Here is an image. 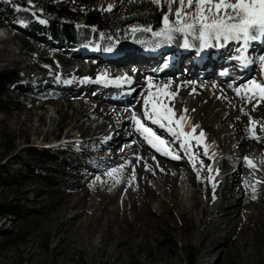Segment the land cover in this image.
<instances>
[{"label": "rangeland", "instance_id": "rangeland-1", "mask_svg": "<svg viewBox=\"0 0 264 264\" xmlns=\"http://www.w3.org/2000/svg\"><path fill=\"white\" fill-rule=\"evenodd\" d=\"M61 1L71 6L108 10L109 6L112 7L122 0ZM9 15L14 17L13 20ZM174 17L176 22L178 18L175 15ZM8 20L12 22L9 25L6 24ZM30 21L45 23L43 18L36 16L28 7L17 4L14 0H0V37L8 32L7 36L12 41L7 43V47L18 50L20 53L15 58L23 61L17 64L9 62L6 65L0 62V71H13L17 79L0 87L6 89L0 96V173L8 181L7 183L0 179V202H16L22 207L20 214L0 215V264H102L99 260L101 251L117 247L118 232H122L121 236L125 239L120 248L126 258L119 264H160L155 262L153 253L168 252L172 264H264V169L254 162L257 168L254 167L250 177L242 180L239 179V173L236 175L234 171L240 158H245L244 155L231 160L226 176L228 179L222 185L226 186L225 192L232 187L233 201H238L243 196L238 209L240 217L235 223L221 230L223 233L217 232L219 239L214 243L210 242V233L198 238L201 230L200 215L195 209H189L187 202L183 205L174 204L167 196L160 194L161 188L153 177L141 173L140 186L135 185V188L130 189L137 179L135 172L139 164V153H136L135 159L125 171L120 170L117 176H112L109 173L114 168L104 156L107 151L101 149V140L109 138L106 134L103 135L105 127L101 125L94 133L90 130L87 135L77 137L82 130L92 126L96 119L84 118L85 111L89 108L87 100L81 99L82 96L68 99L64 94H57L58 84L61 83L52 81L47 84L46 79L39 80L34 77L42 68L51 69L52 64H58L60 70H63L65 67L59 61L69 63L67 61L73 59L64 51L65 47L74 49L85 40L93 38L104 42L110 40L101 37V33L97 34L90 26L77 25L76 30L81 32L79 37L82 38L80 44L52 42L47 36L30 32L26 27V23ZM162 23L164 24L163 19ZM51 53L56 56L51 57ZM40 54L51 58L48 61L41 60ZM29 60L33 62V67L24 64ZM85 61L88 64L93 60L88 58ZM73 66L77 67L76 64ZM58 75L55 74V78ZM190 95L192 97L189 93L185 100ZM154 100V95L148 98L142 107L141 118L146 115L145 111L149 112L150 104H154ZM66 102L71 103L69 107L64 104ZM160 103L166 106L163 101ZM80 105L84 111L76 114L74 108ZM63 106L66 108V118L61 122L62 118L55 110L62 109ZM254 106L259 111L260 119L264 118L262 100H257ZM29 108L34 113L30 121L32 128L38 127L39 123L35 114H44L45 119H55L56 122L51 125L47 123L46 126L41 124L39 128L42 132L24 133V128L16 125V121L19 117L23 118ZM182 116L188 119L186 111ZM133 117H139L132 114L136 123L137 119ZM78 120L83 122V129L70 131L69 134L73 136H66L70 126ZM121 121L118 119V123ZM260 121L255 120V123L261 126ZM48 129H53L54 133L43 137V131ZM70 137L74 139L73 142H70ZM259 140L264 142L262 137ZM32 146L50 150L43 155L28 149ZM186 147L190 149L189 145ZM226 152L227 150L224 153L227 154ZM189 159L190 164L195 167V161ZM219 160L215 159L213 164L217 165ZM103 162L106 164L104 170L95 171V167ZM245 162L247 164L251 161ZM142 167L149 169L146 165ZM174 170L171 165L169 171L172 173ZM185 171L186 167L181 166L179 173L177 172L181 184L184 182ZM44 173L47 177H43ZM216 173L219 174L218 179L225 176ZM146 184H154L156 198L161 200V205H157L156 199L150 203L144 201L145 199L143 202L138 201L144 198ZM206 188L204 176L202 184L193 187L198 191L200 199ZM134 201L139 203L135 204ZM217 201H222L220 196ZM77 212L80 215L74 218ZM105 225L110 226L114 236L111 237L103 231ZM140 228L145 230V237L138 233ZM210 229L206 227L207 231ZM19 230L24 231L21 237L16 236ZM68 230H74L72 234L76 240H71L72 236L66 239ZM102 234L106 235L103 239ZM189 247L196 251L192 258L185 252Z\"/></svg>", "mask_w": 264, "mask_h": 264}, {"label": "bare ground", "instance_id": "bare-ground-1", "mask_svg": "<svg viewBox=\"0 0 264 264\" xmlns=\"http://www.w3.org/2000/svg\"><path fill=\"white\" fill-rule=\"evenodd\" d=\"M11 19L13 20V16ZM11 23L8 20L6 24ZM7 35L8 32L0 37V62L3 65L9 62L16 64L23 62L15 58V55L20 53L18 50L7 47V43L12 41ZM133 36L134 41H131L133 40L131 38L126 42H115L104 37L110 42L93 38L85 40L84 45L76 50L65 47L64 51L73 59L67 61L69 63L59 61L61 66L65 67L63 70H60L58 64H52L51 69L42 68L39 73L34 74V77L39 80L46 79L47 84H51L52 81H56V84L61 83L58 84L57 94H64L68 99L82 96L81 99L89 102L84 118L96 119L92 126L82 130L78 136L87 135L90 130L97 131L101 125L105 127L103 135L106 134L109 138L105 137V140H101V149L107 151L104 156L115 170L112 171V176L120 170L125 171L135 159L136 153H139V164L135 172L137 179L130 189L135 188V185L140 186L141 173L153 177L161 188L160 194L167 196L174 204L183 205L187 202L189 209H195L200 215L201 230L198 238L210 233V242L214 243L219 239L216 233L226 229L240 217L238 209L243 196L238 201H233L232 187L225 192L226 186L222 185V182L225 183L228 179L226 176L230 170L231 160L251 153L256 163L264 169V158H262L264 142L259 140L260 137L264 139V118L260 119L259 111L254 106L258 100L257 94L245 87V83L251 78L264 84V60L261 59L264 54L260 52L264 46V37L248 41L243 38L210 37L208 46L205 47L203 41L197 38L198 31L196 34L173 32V38L170 40L145 30L137 31ZM88 58H93L95 62L90 61L86 64L85 60ZM24 64L29 67L34 66L30 60ZM75 64L77 67L73 66ZM221 69L225 70L224 74L219 73ZM122 72L130 75V78L121 75ZM55 74H59L58 78H55ZM229 75L232 78L240 76L238 83L227 82ZM121 77L125 80L123 81ZM235 86L237 89L234 88ZM171 91L174 93L172 94ZM188 93H191L192 97L190 95L191 98L185 100ZM151 95L155 97L154 104L163 101L166 106L159 103L162 108L165 110L171 108L169 115L173 116V121H178L186 111L188 119L182 122L185 135L173 136L167 128L153 124L149 117L153 112V103L150 104L149 112L145 111L146 115L141 118L142 107ZM64 104L69 107L71 103ZM262 106L264 109V95H262ZM65 109L63 106L62 109L55 110L62 118L61 122L66 118ZM81 110V105L74 108L76 114ZM132 114L168 141L178 151L180 158L173 159L170 154L165 155L164 151L153 148L144 134L137 131L138 124L132 119ZM33 115L32 109L29 108L23 118L19 117L16 121V125L20 128L22 126L26 134L41 131L39 128L41 124L46 126L47 123L51 125L56 122L55 119H45L44 114H35L39 123L38 127L32 128L30 121ZM118 119L122 121L118 123ZM255 120H261V126L255 123ZM83 125V122L78 120L70 126L66 136H73L69 132L82 128ZM171 126L177 133L181 131L180 125L173 123ZM193 128L195 132L192 131ZM201 132L204 133V138L198 143ZM53 133V129H48L43 131V137ZM185 138L188 139L190 149L182 145V140ZM73 141L72 138L70 142ZM184 148L187 149L185 152ZM226 150L227 154L224 153ZM189 158L195 161V167L190 164ZM217 158H220L219 163L213 164ZM105 165L103 162L99 167H95V171L104 170ZM143 165L149 169H144ZM171 165L175 169L172 173L169 171ZM181 166L186 167L183 184L177 175ZM254 167L257 168L254 162L246 164L245 160L240 158L234 173L236 175L239 173V179L243 180L250 177ZM216 172L225 175L224 178L218 179L219 174L217 175ZM203 176L206 178L207 188L200 199L198 191L193 187L202 184ZM153 185H145L144 198L138 199L139 202L145 199L144 201L150 203L156 199L157 205H161V200L156 198ZM218 196L222 200L219 203ZM138 201H134L135 204H138ZM79 215L80 213L77 212L74 218ZM141 223L144 222L141 220ZM109 227L105 225L103 231L112 237ZM206 227L211 229L207 231ZM90 229L92 230L91 226ZM74 230L66 232V239L69 236H72L71 240L76 238L72 234ZM138 233L143 237L146 235L145 230L141 228ZM121 234L123 233L118 232L116 248L101 251L99 260L102 264H119L124 261L125 257L120 245L125 239ZM104 237L106 235L102 234L101 238ZM168 253H153L152 257L157 263L172 264ZM92 255L94 257V252Z\"/></svg>", "mask_w": 264, "mask_h": 264}, {"label": "trees", "instance_id": "trees-1", "mask_svg": "<svg viewBox=\"0 0 264 264\" xmlns=\"http://www.w3.org/2000/svg\"><path fill=\"white\" fill-rule=\"evenodd\" d=\"M17 4L28 7L36 16L43 18L45 23L30 21L26 24L28 30L51 39L52 42H64L79 39L76 30L77 25H87L101 33V37L115 42H126L140 30L151 29L150 33L160 32L163 26L164 12L174 9L175 4L167 5L165 2L153 3L152 0H122L113 4L111 10H100L94 7L71 6L64 1L52 2L50 0H14ZM141 28V29H139ZM134 29L136 30L134 32ZM138 29V30H137ZM45 48H42V50ZM54 57V55H50ZM45 54H40L41 60H48ZM17 79L15 72L9 70L0 71V87L7 86ZM6 89H0V96ZM1 100V98H0ZM40 154L49 153V148H28ZM2 163H0V168ZM45 175V176H44ZM43 177H47L44 173ZM0 179L7 182L0 173ZM6 180V181H5ZM22 207L16 202H0V215L20 214ZM22 230L16 232L17 237L23 235ZM189 258L194 257V248L185 250Z\"/></svg>", "mask_w": 264, "mask_h": 264}, {"label": "snow or ice", "instance_id": "snow-or-ice-1", "mask_svg": "<svg viewBox=\"0 0 264 264\" xmlns=\"http://www.w3.org/2000/svg\"><path fill=\"white\" fill-rule=\"evenodd\" d=\"M153 3L165 2L167 5L175 4L173 9L174 15L178 18L175 24L170 22L168 16L163 18L164 29L160 32H155V36H163L167 39H172V33H193L198 31L197 38L202 40L204 46H208L210 37L219 38L221 36L241 39L245 41L256 40L259 37H264V0H152ZM187 8L189 11H184ZM111 10V6H109ZM43 22V21H42ZM151 31V29H144ZM135 31V29H134ZM187 46V43H185ZM264 60V57L261 58ZM253 87L258 89L261 95H264V86L253 82ZM147 103V102H146ZM157 101L153 104V112L149 114L153 124H158L161 128L166 125L163 121H168L167 131L173 136L185 135L183 133L182 122L186 117H180L178 121H173L171 108H167L163 113L159 110ZM137 131L142 132L147 142L157 151H164L160 146L167 142L158 136L151 128L145 126L138 118ZM173 123L181 126V131L177 133L171 126ZM195 132V128L192 129ZM204 138V133L201 132L197 142L199 143ZM188 145V139L185 138L184 145ZM168 155L167 151H164ZM207 154V151H205ZM178 156H173V159H179ZM247 159V158H246ZM251 164V162H249ZM211 171V169H209ZM115 171V170H113ZM113 173H109L112 175Z\"/></svg>", "mask_w": 264, "mask_h": 264}]
</instances>
